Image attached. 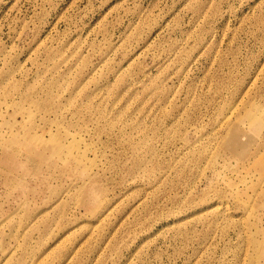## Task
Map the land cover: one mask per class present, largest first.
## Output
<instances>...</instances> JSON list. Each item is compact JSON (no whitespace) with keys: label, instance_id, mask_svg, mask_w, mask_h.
<instances>
[{"label":"rangeland","instance_id":"374dc122","mask_svg":"<svg viewBox=\"0 0 264 264\" xmlns=\"http://www.w3.org/2000/svg\"><path fill=\"white\" fill-rule=\"evenodd\" d=\"M0 264H264V0H0Z\"/></svg>","mask_w":264,"mask_h":264},{"label":"bare ground","instance_id":"6f19581e","mask_svg":"<svg viewBox=\"0 0 264 264\" xmlns=\"http://www.w3.org/2000/svg\"><path fill=\"white\" fill-rule=\"evenodd\" d=\"M249 120L252 121V120H256L255 116L252 115L251 117H249ZM241 131V130H240ZM238 132V131H237Z\"/></svg>","mask_w":264,"mask_h":264}]
</instances>
